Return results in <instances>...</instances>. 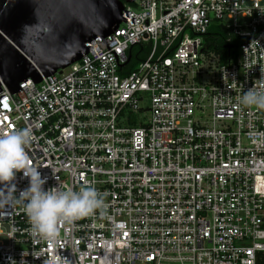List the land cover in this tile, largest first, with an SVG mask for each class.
Returning a JSON list of instances; mask_svg holds the SVG:
<instances>
[{"label": "built area", "instance_id": "1", "mask_svg": "<svg viewBox=\"0 0 264 264\" xmlns=\"http://www.w3.org/2000/svg\"><path fill=\"white\" fill-rule=\"evenodd\" d=\"M122 18L103 41L117 65L147 49L132 70L98 37L38 84L0 85V133L32 129L45 189L90 185L105 203L54 241L22 201L0 205V264H264V108L240 103L264 91V0H135ZM211 26L235 57L198 36Z\"/></svg>", "mask_w": 264, "mask_h": 264}, {"label": "water", "instance_id": "2", "mask_svg": "<svg viewBox=\"0 0 264 264\" xmlns=\"http://www.w3.org/2000/svg\"><path fill=\"white\" fill-rule=\"evenodd\" d=\"M134 1L0 0V85L12 95L23 82L38 84L77 63L98 37L109 52L103 38L125 21V8Z\"/></svg>", "mask_w": 264, "mask_h": 264}, {"label": "clouds", "instance_id": "3", "mask_svg": "<svg viewBox=\"0 0 264 264\" xmlns=\"http://www.w3.org/2000/svg\"><path fill=\"white\" fill-rule=\"evenodd\" d=\"M240 103L264 108V91L249 89L241 96ZM32 140L30 127L0 133V205L22 201L32 233L43 240L54 241L61 222L72 223L97 213L104 209L105 203L98 190L90 185L74 190L58 183L45 189L49 177L42 175L38 166L28 163L25 149ZM18 172L28 180L27 187L19 195L13 183ZM63 260L59 253H53L47 264H62ZM10 264L14 261L10 260Z\"/></svg>", "mask_w": 264, "mask_h": 264}, {"label": "trees", "instance_id": "4", "mask_svg": "<svg viewBox=\"0 0 264 264\" xmlns=\"http://www.w3.org/2000/svg\"><path fill=\"white\" fill-rule=\"evenodd\" d=\"M227 32L220 31L218 27L211 26L206 34L205 41L208 44L209 49L221 54L225 58L235 57L236 55V40H229ZM225 54V55H224ZM130 60L127 65L128 71L132 70L138 63L142 62L148 55V50L142 46H136L129 50Z\"/></svg>", "mask_w": 264, "mask_h": 264}]
</instances>
